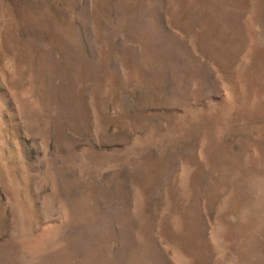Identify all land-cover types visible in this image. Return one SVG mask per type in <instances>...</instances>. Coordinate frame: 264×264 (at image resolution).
I'll list each match as a JSON object with an SVG mask.
<instances>
[{"label":"rangeland","instance_id":"rangeland-1","mask_svg":"<svg viewBox=\"0 0 264 264\" xmlns=\"http://www.w3.org/2000/svg\"><path fill=\"white\" fill-rule=\"evenodd\" d=\"M0 264H264V0H0Z\"/></svg>","mask_w":264,"mask_h":264}]
</instances>
